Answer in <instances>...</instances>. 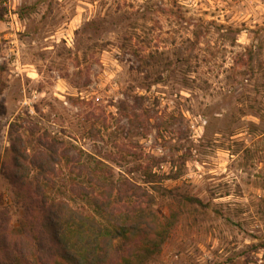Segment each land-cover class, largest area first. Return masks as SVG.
<instances>
[{
	"label": "rangeland",
	"instance_id": "374dc122",
	"mask_svg": "<svg viewBox=\"0 0 264 264\" xmlns=\"http://www.w3.org/2000/svg\"><path fill=\"white\" fill-rule=\"evenodd\" d=\"M12 122L31 152L57 142L74 206L90 205L68 179L103 161L161 217L177 210L149 264H264V0H0V231L14 233Z\"/></svg>",
	"mask_w": 264,
	"mask_h": 264
},
{
	"label": "trees",
	"instance_id": "16d2710c",
	"mask_svg": "<svg viewBox=\"0 0 264 264\" xmlns=\"http://www.w3.org/2000/svg\"><path fill=\"white\" fill-rule=\"evenodd\" d=\"M19 131L12 122L9 176L24 211L14 233L0 231V264H149L162 250L178 220L176 209L161 217L146 185L115 179L103 161L78 162L68 191L90 206H74L57 182V142L38 141L31 152ZM155 177L147 170L144 182L152 185Z\"/></svg>",
	"mask_w": 264,
	"mask_h": 264
}]
</instances>
